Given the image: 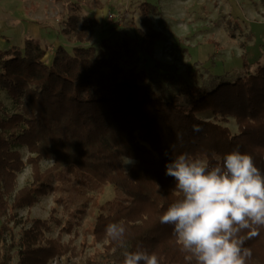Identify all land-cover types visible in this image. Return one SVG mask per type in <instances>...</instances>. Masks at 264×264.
Returning a JSON list of instances; mask_svg holds the SVG:
<instances>
[{"label": "trees", "instance_id": "trees-1", "mask_svg": "<svg viewBox=\"0 0 264 264\" xmlns=\"http://www.w3.org/2000/svg\"><path fill=\"white\" fill-rule=\"evenodd\" d=\"M152 8L141 5L146 26ZM65 11L62 34L80 45L71 52L57 47L50 65L44 60L48 49L34 38L25 39L22 47L0 49V92L6 91L23 110L7 115L0 101V264H123V249L105 234L110 223L125 226L129 251L142 244L157 254L160 264H189L172 226L160 223L181 195L174 179L165 175L170 146L175 144L174 154L187 152L206 160L213 152L223 156L239 147L264 171V64L252 71L243 56L246 72L234 81L222 80L211 89L185 85L168 94L146 82L136 68L126 70L120 63L121 53L132 54L130 40H123L122 46L104 42L101 49L85 47L98 26L96 18L81 19L75 3ZM160 39L161 34L151 30L138 47L153 50ZM207 112L214 114L213 120L199 117ZM219 117L225 122L234 118L238 132L218 123ZM194 124L202 131L193 132ZM20 147L28 149L26 162ZM123 157L135 164L127 168ZM43 160L53 162L46 171L41 169ZM26 165L32 168L33 182L16 191L18 174ZM65 180L74 183L71 188L78 196L56 199L64 206L63 217L56 208L49 219L18 216L16 211L34 207ZM85 186L112 187L124 199L113 201L115 208L97 217L92 243L84 238L78 246L87 215ZM52 225L59 227L56 237L50 236ZM18 226L19 239L14 235ZM245 246L253 253L247 264H264V228ZM88 247L95 251L87 254Z\"/></svg>", "mask_w": 264, "mask_h": 264}, {"label": "rangeland", "instance_id": "rangeland-1", "mask_svg": "<svg viewBox=\"0 0 264 264\" xmlns=\"http://www.w3.org/2000/svg\"><path fill=\"white\" fill-rule=\"evenodd\" d=\"M22 1V7H27L30 11H43L39 24L44 25L47 30H44L40 40L48 49L44 60L49 65L59 45H63L70 52L80 45L72 43L62 34V27L68 16L65 6L72 3L78 4L81 19L95 17L98 20L95 33L90 41L84 44L85 47L101 49L104 42L111 46H122L123 40H130L132 54L121 53L120 63L126 70L136 68L145 76L146 82L163 87L168 94H175L185 85L211 89L222 80L234 81L246 72L242 65L243 56L249 60L252 71L258 64H264V0ZM143 3L153 6L149 13V26L142 22ZM151 30L159 32L161 39L155 43L153 50L139 49L138 45L144 35L149 34ZM30 34L28 31L20 30L12 33L3 31L1 37L11 39L12 46L22 47L25 37ZM8 48L9 46L3 49ZM0 101L5 105L7 115L23 113L21 106L15 104L6 91L0 92ZM199 117L203 120H213L214 114L207 112L200 114ZM218 123L229 127L233 134L238 132L234 118H228L225 122L219 117ZM17 150L26 162L29 156L27 147H20ZM131 161L125 164L127 168L135 164L134 160ZM52 165V161L43 160L41 169L46 171ZM32 182V168L26 165L18 174L16 191ZM72 183L65 180L61 189L41 196L34 207L18 210L16 213L23 219L27 217L49 219L51 210L56 208L57 216L63 217L64 206L58 205L56 199L61 196L69 200L75 199L78 193L71 188ZM84 189L88 206L87 215L79 228L80 236L76 239L78 246L84 238L88 244L92 243L91 227L97 217L113 210L116 206L113 201L119 202L124 199L123 195L112 187L94 189L85 186ZM52 227L50 236L56 237L59 227L56 225ZM20 229L21 226L14 228L17 239L20 237ZM68 239L69 235H64V240ZM94 251V247H88L85 252L91 254ZM14 262L17 263L18 258Z\"/></svg>", "mask_w": 264, "mask_h": 264}, {"label": "clouds", "instance_id": "clouds-1", "mask_svg": "<svg viewBox=\"0 0 264 264\" xmlns=\"http://www.w3.org/2000/svg\"><path fill=\"white\" fill-rule=\"evenodd\" d=\"M192 130L199 133L202 128L194 124ZM182 138L178 133L177 140ZM170 147L165 175L174 179V189L181 195L160 223L172 226L189 264H247L253 253L246 241L264 228V171L239 147L223 156L213 152L210 160L187 152L174 154L175 144ZM122 160L132 162L128 157ZM105 234L123 249V264H160L157 254L142 244L135 251L127 249L123 224H108Z\"/></svg>", "mask_w": 264, "mask_h": 264}, {"label": "crops", "instance_id": "crops-1", "mask_svg": "<svg viewBox=\"0 0 264 264\" xmlns=\"http://www.w3.org/2000/svg\"><path fill=\"white\" fill-rule=\"evenodd\" d=\"M22 3H23L22 0H0V49L1 50H4L3 48H6L7 46H9V48L12 46L11 39H5L1 37V33L3 31L8 33L15 32V30H20L21 32L28 31L31 34L25 37V39L34 38L41 42L40 39L43 35V32L44 30H47L44 28V25L39 24L40 17L43 11L41 10L38 12L30 11L27 7H22L23 5ZM63 29H64V24L62 30ZM59 46H63V45H59Z\"/></svg>", "mask_w": 264, "mask_h": 264}]
</instances>
